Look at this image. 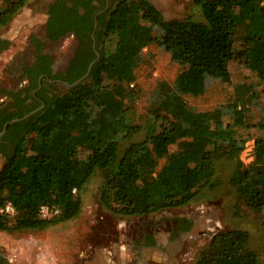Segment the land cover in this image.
<instances>
[{"label": "trees", "instance_id": "16d2710c", "mask_svg": "<svg viewBox=\"0 0 264 264\" xmlns=\"http://www.w3.org/2000/svg\"><path fill=\"white\" fill-rule=\"evenodd\" d=\"M92 2L57 0L51 5L47 41L37 35L29 41L20 76L28 84L19 89L1 87L6 99L0 103V133L6 123L37 111L10 123L1 139L5 163L0 170V207L10 201L16 214L0 213V230L43 229L76 217L82 207L80 192L98 171L110 173V191H103V200L115 213L138 216L183 206L201 189L216 188L220 160L230 163L229 182L244 203L263 212L264 137L255 139L254 160L245 164L241 153L247 140L237 130L247 124L258 94L255 86L236 89L224 104L232 111L227 123L222 109L198 111L185 97L205 94L215 81L230 82L232 60L255 72L264 92V0H194L200 18L169 20L151 0H114L99 34L103 42L114 32V49L109 51L104 44L89 77L59 94L49 85L73 84L87 67L74 75L55 73V57L45 48L77 31L67 25L68 19H94L98 7ZM25 3L8 0L0 11V28ZM80 8L85 14L80 15ZM154 42L163 45L183 71L173 83L159 81L157 98L141 112L135 70L143 49ZM10 45L0 37V54ZM142 131L145 138L133 140ZM6 141H11L8 150ZM173 144L177 149L171 151ZM43 204L59 208L60 214L41 218L38 211ZM180 224L187 228L191 222ZM147 238L148 244H155V237ZM0 264L10 263L0 254ZM197 264L262 262L251 247L249 230L236 226L217 233Z\"/></svg>", "mask_w": 264, "mask_h": 264}, {"label": "rangeland", "instance_id": "374dc122", "mask_svg": "<svg viewBox=\"0 0 264 264\" xmlns=\"http://www.w3.org/2000/svg\"><path fill=\"white\" fill-rule=\"evenodd\" d=\"M8 0H0V11ZM48 0H26L14 18L0 28L1 38L11 41L8 49L0 54V86L4 72L12 59L25 56L32 35L43 37L45 4ZM165 19L200 18V7L194 0H151ZM244 30L237 34V47L242 42ZM114 32L107 37L106 46L114 49ZM51 48V46H50ZM61 46L52 53L58 59ZM231 81H215L209 90L199 96H186L195 110L207 111L220 108L227 123L232 120V111L224 107L236 95V89L255 86L258 94L247 115V124L238 127L239 135L245 138L241 159L245 164L254 160L257 137H264V92L255 72L238 60L229 64ZM136 87L140 90L137 105L144 112L155 97L159 81L171 83L179 77L183 68L171 60V54L156 42L145 47L142 59L136 68ZM11 80L6 77V80ZM51 89L59 94L71 90L65 84L53 83ZM145 131L133 137L142 140ZM171 151L177 144L170 146ZM5 158L0 157V170ZM164 160L160 162L162 166ZM231 165L226 160L217 162L218 182L215 189L205 187L190 203L172 208H163L147 215H123L113 211L103 200L109 171H98L80 192L82 207L79 214L69 220L53 222L43 229H12L0 231V253L15 264H197L212 238L219 232L240 227L249 230L251 247L264 264V211L248 207L243 197L237 194L229 182ZM77 192V191H76ZM191 222L187 228L181 222ZM147 236L156 237L159 246H148ZM101 249H100V248ZM102 252L100 262L95 258L97 249Z\"/></svg>", "mask_w": 264, "mask_h": 264}, {"label": "flooded vegetation", "instance_id": "af4514ba", "mask_svg": "<svg viewBox=\"0 0 264 264\" xmlns=\"http://www.w3.org/2000/svg\"><path fill=\"white\" fill-rule=\"evenodd\" d=\"M57 0H48L45 4V22H44V32L43 40L47 41V23L50 17V9L51 5H53ZM89 1V0H87ZM114 0H93L92 5L97 6L98 9L95 12L94 19L86 21V20H67V25L74 26L77 31L74 30L68 32L64 36H62L57 41L48 45L45 48V52H50L53 55L54 63L52 68L54 72H61L64 75H74L77 71L81 70L84 66L87 67L85 74L83 75V79L88 78L94 64L99 60L101 56V49L103 45L106 44L105 38L103 42L99 39L100 32L104 29V22L107 19V14L114 6ZM91 7V5H88ZM80 15L85 14V9L80 8ZM56 45L61 46V51L59 53V58L56 57L54 52L52 53L53 47ZM51 46V48L49 47ZM47 50V51H46ZM28 51H26L27 53ZM25 56H16L12 59L11 63L8 65L6 71L4 72L5 79L3 78L2 85L0 86V103L6 99V97L1 93V87H9V88H22L28 84V80L26 78L21 79L20 76L23 73V63L26 62ZM6 77H9L11 80H6ZM60 83V82H58ZM63 83V82H62ZM55 84V83H54ZM61 84V83H60ZM64 84V83H63ZM2 137L0 138V156L4 157L3 152L1 151L2 145ZM8 145L5 147L6 150L10 148L11 141H6ZM157 247L159 246L158 241L156 240L155 244H148L147 247Z\"/></svg>", "mask_w": 264, "mask_h": 264}, {"label": "built area", "instance_id": "2783aa9c", "mask_svg": "<svg viewBox=\"0 0 264 264\" xmlns=\"http://www.w3.org/2000/svg\"><path fill=\"white\" fill-rule=\"evenodd\" d=\"M131 86H134V83H132ZM76 191L77 189L73 190L74 193H76ZM0 213H3L7 216H14L16 214V209L13 204L8 201L5 203V205L0 207ZM38 214L41 218L51 219L60 214V209L49 204H43L39 207Z\"/></svg>", "mask_w": 264, "mask_h": 264}, {"label": "water", "instance_id": "95a60500", "mask_svg": "<svg viewBox=\"0 0 264 264\" xmlns=\"http://www.w3.org/2000/svg\"><path fill=\"white\" fill-rule=\"evenodd\" d=\"M82 80H83V78H81L80 80L76 81V82L73 83V84H69V83H67V82H64V84L67 85V86H69V87H74V86L80 84V83L82 82ZM40 86H41V83H40ZM36 111H37V110H36ZM36 111H33L32 113H29V114L25 115V116L22 117V118L13 119V120L10 121L9 123H6V124L4 125V127H3V130H2L1 133H0V138L6 133V131H7V127H8V125H9L10 123H14V122H17V121L23 120V119L27 118L28 116H30L31 114L35 113Z\"/></svg>", "mask_w": 264, "mask_h": 264}, {"label": "crops", "instance_id": "0c3cea01", "mask_svg": "<svg viewBox=\"0 0 264 264\" xmlns=\"http://www.w3.org/2000/svg\"><path fill=\"white\" fill-rule=\"evenodd\" d=\"M1 37V36H0ZM1 157V156H0ZM0 231H6V230H0ZM156 238V237H155ZM100 248V247H99ZM97 249L96 250V253H95V258H96V256L98 257V261L100 262V260H101V258H102V252H101V248L100 249ZM1 255H3V253H0ZM10 264H15L12 260L10 261H8ZM101 262L104 264V263H106V260L105 261H103V260H101Z\"/></svg>", "mask_w": 264, "mask_h": 264}]
</instances>
